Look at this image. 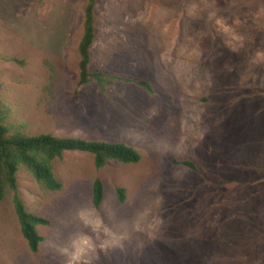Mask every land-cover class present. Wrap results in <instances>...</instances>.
Masks as SVG:
<instances>
[{
    "label": "rangeland",
    "instance_id": "obj_1",
    "mask_svg": "<svg viewBox=\"0 0 264 264\" xmlns=\"http://www.w3.org/2000/svg\"><path fill=\"white\" fill-rule=\"evenodd\" d=\"M83 3L0 0V106L29 133L123 143L140 158L96 168L65 151L57 190L19 169L24 209L48 224L31 251L8 192L0 264H264V0H97L89 71L113 77L84 86Z\"/></svg>",
    "mask_w": 264,
    "mask_h": 264
},
{
    "label": "trees",
    "instance_id": "obj_2",
    "mask_svg": "<svg viewBox=\"0 0 264 264\" xmlns=\"http://www.w3.org/2000/svg\"><path fill=\"white\" fill-rule=\"evenodd\" d=\"M97 0H84L82 6V22L76 42V66L78 84L111 82L110 76L102 71H89L91 49L95 40V6ZM147 87L143 80H131ZM50 75L42 91L50 92L52 88ZM65 151H84L93 155L96 168L103 167L107 160L122 163H135L139 160V153L123 143L90 141L78 137L56 136L49 132L33 134L25 131L21 125L9 122V116L0 106V202L9 192L12 194L15 215L20 232L28 248L35 252L42 237L36 231V225L48 224V220L35 213L26 211L18 197L17 172L19 169L29 173L32 178L47 190L60 189L61 184L53 173V160L61 158ZM183 165L194 169L190 161H183ZM117 199H125L124 189L116 190ZM103 198V187L99 179L92 186V202L98 207Z\"/></svg>",
    "mask_w": 264,
    "mask_h": 264
}]
</instances>
